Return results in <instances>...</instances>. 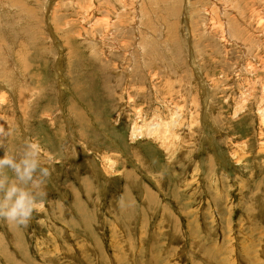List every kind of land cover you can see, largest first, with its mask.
<instances>
[{"label":"rangeland","instance_id":"rangeland-1","mask_svg":"<svg viewBox=\"0 0 264 264\" xmlns=\"http://www.w3.org/2000/svg\"><path fill=\"white\" fill-rule=\"evenodd\" d=\"M26 140L46 195L0 264H264V0H0Z\"/></svg>","mask_w":264,"mask_h":264},{"label":"clouds","instance_id":"clouds-1","mask_svg":"<svg viewBox=\"0 0 264 264\" xmlns=\"http://www.w3.org/2000/svg\"><path fill=\"white\" fill-rule=\"evenodd\" d=\"M41 152L38 141L26 140L21 150L0 156V217L17 226L29 223L41 207L39 196L46 195Z\"/></svg>","mask_w":264,"mask_h":264},{"label":"bare ground","instance_id":"bare-ground-1","mask_svg":"<svg viewBox=\"0 0 264 264\" xmlns=\"http://www.w3.org/2000/svg\"><path fill=\"white\" fill-rule=\"evenodd\" d=\"M157 125V124H156ZM147 134H149V135H154L155 133H153V132H150V131H145ZM142 134H143V132H142V130L138 127H133V131L131 132V135H132V137H135V138H137V137H141L142 136ZM170 135V134H169Z\"/></svg>","mask_w":264,"mask_h":264}]
</instances>
